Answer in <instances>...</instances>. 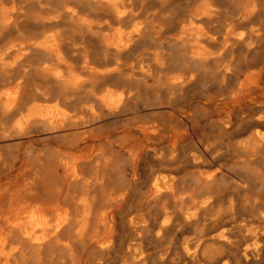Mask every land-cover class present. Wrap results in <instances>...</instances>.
Returning a JSON list of instances; mask_svg holds the SVG:
<instances>
[{
  "label": "bare ground",
  "instance_id": "obj_1",
  "mask_svg": "<svg viewBox=\"0 0 264 264\" xmlns=\"http://www.w3.org/2000/svg\"><path fill=\"white\" fill-rule=\"evenodd\" d=\"M0 264H264V0H0Z\"/></svg>",
  "mask_w": 264,
  "mask_h": 264
},
{
  "label": "rangeland",
  "instance_id": "obj_2",
  "mask_svg": "<svg viewBox=\"0 0 264 264\" xmlns=\"http://www.w3.org/2000/svg\"><path fill=\"white\" fill-rule=\"evenodd\" d=\"M10 152H13V154L19 158V162L17 165V169H16V181L18 179L21 178V175L25 172V170L27 169L26 163L28 161V157L27 155H25L24 153H22V150H9ZM9 181V180H7ZM6 181V182H7ZM4 182V181H3Z\"/></svg>",
  "mask_w": 264,
  "mask_h": 264
}]
</instances>
